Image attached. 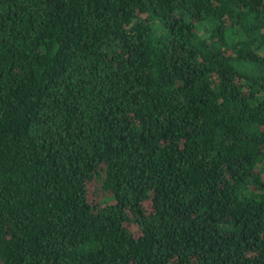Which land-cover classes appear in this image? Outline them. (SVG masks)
Returning <instances> with one entry per match:
<instances>
[{
    "label": "trees",
    "instance_id": "1",
    "mask_svg": "<svg viewBox=\"0 0 264 264\" xmlns=\"http://www.w3.org/2000/svg\"><path fill=\"white\" fill-rule=\"evenodd\" d=\"M0 264H264V0H0Z\"/></svg>",
    "mask_w": 264,
    "mask_h": 264
}]
</instances>
